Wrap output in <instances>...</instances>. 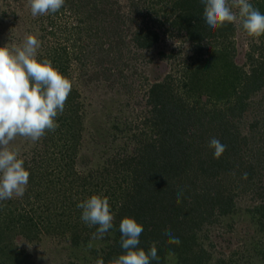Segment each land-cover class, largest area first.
Instances as JSON below:
<instances>
[{"label":"trees","instance_id":"obj_1","mask_svg":"<svg viewBox=\"0 0 264 264\" xmlns=\"http://www.w3.org/2000/svg\"><path fill=\"white\" fill-rule=\"evenodd\" d=\"M69 1V9L79 15L72 38L45 44L37 59L50 60L71 81L72 90L63 114L56 118L59 127L55 132L46 131L43 137L44 150L33 153L24 163L30 175L23 198L0 201V264H28L27 253L16 242L19 235L35 240L43 232L68 231L71 243L79 245L81 233L87 231V242L98 226L89 227L81 220L77 204L92 195L107 197L114 214V227L104 236L111 243L96 258L104 264H114L125 254L119 231L125 217L143 225L138 247L147 252L155 243L160 264H167L170 250L180 264H209L213 254L198 240V231L217 217L233 213L241 193L236 190L243 186L244 190H254L261 200L254 212L264 228V188L255 179L256 171L264 169V152L255 158L249 154L252 140L237 125L250 106L252 94L264 88V35L259 37L260 45L252 44L250 68L246 69L234 60L236 24L210 28L203 18L201 0H157L169 10L161 25L168 22L177 35L191 43L197 61L184 64L179 78L170 73L151 86L148 100L153 115L145 121L150 120L152 131L140 141L136 154L115 160L114 168L94 170L92 177H85L74 161L83 134L84 103L74 85L72 65L76 61L84 65L91 53L110 56L103 49V33L109 34L108 39L118 36L124 15L108 18L113 12L107 0ZM138 2L131 0V12L140 10ZM250 3L264 14V0ZM51 15L34 21L52 36L53 25L46 26ZM133 35L141 49L152 48L160 40V31L150 25L138 24ZM80 40L83 43L78 45ZM204 95L207 100L202 102ZM213 137L227 146L219 159L209 147ZM245 172L247 179L242 178ZM225 175L235 177L232 182L238 188L227 187L224 183L231 178L225 179ZM180 189L184 195L178 204ZM21 199L31 207L19 208ZM165 229L179 237L180 245L167 243Z\"/></svg>","mask_w":264,"mask_h":264},{"label":"rangeland","instance_id":"obj_2","mask_svg":"<svg viewBox=\"0 0 264 264\" xmlns=\"http://www.w3.org/2000/svg\"><path fill=\"white\" fill-rule=\"evenodd\" d=\"M68 1L65 0L64 6L47 19L46 26L53 25L52 38L43 32L41 26H36L34 20L46 15L32 16L29 0H0V47H22L26 37L33 35L39 41L38 54L45 44L71 37L72 32H75L73 23L78 21L79 15L69 9L71 5ZM107 1L108 8L113 12L108 18H114L118 13L124 15L119 21L118 36L108 39L109 34L103 33V49L110 56L91 53L92 57L88 58L91 61L85 59L84 65L77 61L72 65L74 85L78 87L80 99L84 103L83 134L74 161L75 167L85 177H92L91 172L94 170L114 168L115 160L136 154L140 141L145 135L150 136L152 131L149 128L150 120L145 121L153 115L148 100L151 86L164 81L170 73L179 78L184 64L197 61L192 44L177 35L168 22L161 25L168 17L169 10L166 11L165 4L157 0H139L140 10H135V14L131 12V0ZM82 4L85 5L84 2ZM233 11L238 13L236 8ZM138 24L150 25L160 31V40L152 48L141 49L134 43L133 31ZM236 26L233 40L237 51L234 60L249 69L248 54L252 44L260 45L262 40L250 37L240 24ZM82 35L86 39L85 34ZM82 43L80 40L78 45ZM205 100L207 98L204 95L202 102ZM249 102L245 116L237 125L251 138L253 145L249 154L255 158L260 152H264V88L252 94ZM43 137L33 142L18 136L10 143L9 148L18 151V158L26 162L33 153L44 150ZM228 176L230 175H225V179H231L224 181V184L238 188L237 183L232 182L235 177ZM116 177L121 175L117 174ZM255 177L258 186L264 188V169L256 171ZM245 188L243 186L236 190L241 193L236 198L233 213L217 217L198 231V240L213 254L209 264H264V228L254 212L261 200L254 190H244ZM15 198L19 197H12ZM21 201L23 204L19 208L24 210L31 207L24 199ZM87 234V231L81 233L79 245L71 243L68 231L43 232L35 240L19 235L16 242L27 253L28 264H96L97 256L102 254L111 240L89 239L85 242ZM90 240L93 247L88 249ZM167 264L180 263L175 256H169Z\"/></svg>","mask_w":264,"mask_h":264},{"label":"clouds","instance_id":"obj_3","mask_svg":"<svg viewBox=\"0 0 264 264\" xmlns=\"http://www.w3.org/2000/svg\"><path fill=\"white\" fill-rule=\"evenodd\" d=\"M204 4L203 18L212 29L224 27L226 23L240 24L250 37L264 35V14L255 8L250 0H201ZM65 0H29L32 16L57 13ZM238 9V13L233 11ZM39 41L28 35L22 47L9 49L0 47V201L13 196L23 197L29 181V171L24 167V160L18 158V151L9 145L18 136L35 142L46 131L55 132L58 115L63 114L65 102L71 93L72 83L63 76L48 59L39 61L37 49ZM214 149V158L219 159L226 151V145L215 137L209 141ZM248 173L242 174L247 179ZM184 195L183 189L177 191L176 202L179 204ZM82 210L81 220L89 227L98 226L92 240L103 239L114 227V214L109 199L101 195H92L77 204ZM121 233V254L114 264H160L155 243L146 252L139 248V238L144 231L143 225L134 218L125 217L119 224ZM163 234L168 237V244L180 245L170 229ZM30 247V246H29ZM93 244L87 245L91 249ZM175 253L169 251L168 255ZM96 264H104L97 259Z\"/></svg>","mask_w":264,"mask_h":264}]
</instances>
